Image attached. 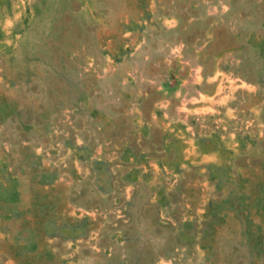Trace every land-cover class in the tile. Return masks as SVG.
Masks as SVG:
<instances>
[{
  "label": "rangeland",
  "instance_id": "374dc122",
  "mask_svg": "<svg viewBox=\"0 0 264 264\" xmlns=\"http://www.w3.org/2000/svg\"><path fill=\"white\" fill-rule=\"evenodd\" d=\"M0 264H264V0H0Z\"/></svg>",
  "mask_w": 264,
  "mask_h": 264
},
{
  "label": "bare ground",
  "instance_id": "6f19581e",
  "mask_svg": "<svg viewBox=\"0 0 264 264\" xmlns=\"http://www.w3.org/2000/svg\"><path fill=\"white\" fill-rule=\"evenodd\" d=\"M196 76V75H195ZM200 76H201V74H200ZM193 78V77H192ZM202 117V116H201Z\"/></svg>",
  "mask_w": 264,
  "mask_h": 264
}]
</instances>
